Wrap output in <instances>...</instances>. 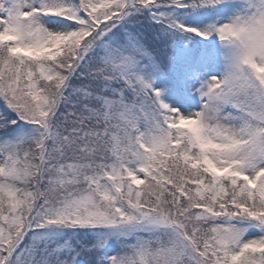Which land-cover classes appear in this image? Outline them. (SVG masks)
Returning a JSON list of instances; mask_svg holds the SVG:
<instances>
[{
  "label": "snow or ice",
  "instance_id": "1",
  "mask_svg": "<svg viewBox=\"0 0 264 264\" xmlns=\"http://www.w3.org/2000/svg\"><path fill=\"white\" fill-rule=\"evenodd\" d=\"M0 264H264V0H0Z\"/></svg>",
  "mask_w": 264,
  "mask_h": 264
}]
</instances>
